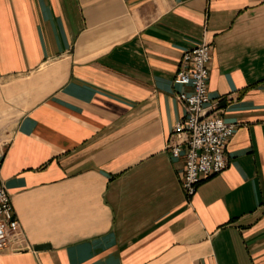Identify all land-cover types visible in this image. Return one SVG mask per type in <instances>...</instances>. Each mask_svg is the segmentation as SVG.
I'll use <instances>...</instances> for the list:
<instances>
[{
  "label": "crops",
  "instance_id": "1",
  "mask_svg": "<svg viewBox=\"0 0 264 264\" xmlns=\"http://www.w3.org/2000/svg\"><path fill=\"white\" fill-rule=\"evenodd\" d=\"M210 45L227 167L186 198L168 142ZM0 264H264V0H0Z\"/></svg>",
  "mask_w": 264,
  "mask_h": 264
},
{
  "label": "built area",
  "instance_id": "2",
  "mask_svg": "<svg viewBox=\"0 0 264 264\" xmlns=\"http://www.w3.org/2000/svg\"><path fill=\"white\" fill-rule=\"evenodd\" d=\"M210 59V45L203 39L183 52L173 78L175 84L190 87V92L177 94L178 101L183 105V115L174 125L167 146L171 158H183L180 181L188 199L195 194L202 180L227 167L224 149L236 127L213 115L211 106H206L209 102L206 82ZM6 145V142L0 143V170ZM26 248L25 235L0 180V252H19Z\"/></svg>",
  "mask_w": 264,
  "mask_h": 264
},
{
  "label": "rangeland",
  "instance_id": "3",
  "mask_svg": "<svg viewBox=\"0 0 264 264\" xmlns=\"http://www.w3.org/2000/svg\"><path fill=\"white\" fill-rule=\"evenodd\" d=\"M5 156V155H4Z\"/></svg>",
  "mask_w": 264,
  "mask_h": 264
}]
</instances>
